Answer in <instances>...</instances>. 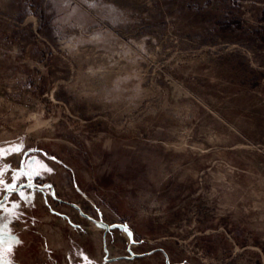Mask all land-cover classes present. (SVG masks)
I'll list each match as a JSON object with an SVG mask.
<instances>
[{
	"label": "rangeland",
	"instance_id": "374dc122",
	"mask_svg": "<svg viewBox=\"0 0 264 264\" xmlns=\"http://www.w3.org/2000/svg\"><path fill=\"white\" fill-rule=\"evenodd\" d=\"M19 145L0 264H264V0H0Z\"/></svg>",
	"mask_w": 264,
	"mask_h": 264
},
{
	"label": "snow or ice",
	"instance_id": "6c2138e0",
	"mask_svg": "<svg viewBox=\"0 0 264 264\" xmlns=\"http://www.w3.org/2000/svg\"><path fill=\"white\" fill-rule=\"evenodd\" d=\"M22 147H23L22 145L14 146L13 148L8 149V150L0 148V160H3L4 156L6 155V153H20L21 150H22ZM37 163L39 165V169H42L43 171H46V172H51L52 171L51 168H48L43 163H41L39 161ZM6 170H7L6 167L0 168V184H3L2 177H3L4 171H6ZM39 174H40L39 170H34V171H31V172H28V173H21L20 175H28L29 178H30L32 175H39ZM16 178H18V177H16ZM29 186H31V184ZM8 190L9 191H13L14 190V185L8 186ZM20 196H21L22 199H27V197H25L23 193H20ZM125 230H127V229H125ZM8 251L11 252V248H9ZM4 257H5V250L2 247H0V260H4ZM6 264H12V262L11 261H7Z\"/></svg>",
	"mask_w": 264,
	"mask_h": 264
}]
</instances>
